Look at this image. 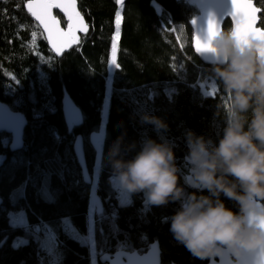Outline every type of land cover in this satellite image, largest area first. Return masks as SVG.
I'll return each instance as SVG.
<instances>
[{"label":"trees","instance_id":"1","mask_svg":"<svg viewBox=\"0 0 264 264\" xmlns=\"http://www.w3.org/2000/svg\"><path fill=\"white\" fill-rule=\"evenodd\" d=\"M27 1L0 0V102L27 119L20 151L11 152L10 137L0 133V264H91L90 247L98 261L101 254L118 249L144 253L155 241L161 264H207L208 260L194 258L169 231L168 218L179 209V201L149 205L144 193L138 192L130 193V202L122 205L110 183V161L132 160L144 141L152 140L171 145L178 186L185 193L208 194L185 183L186 134L191 131L215 144L226 120L228 94L215 80L213 66L203 65L192 50L189 22L198 14L195 6L190 0H122L120 5L117 0H76L89 32L57 59L26 13ZM253 1L262 9L260 27L264 0ZM118 9L121 23L113 65ZM56 16L64 26L63 18ZM175 29L182 31L181 44L172 33ZM229 29L225 22L223 30ZM213 83L215 94H202L200 85L211 92ZM63 90L83 119L71 133L61 111ZM145 115L157 117L166 129L143 123ZM92 133L104 136L98 152L88 141ZM77 135L83 138L90 186L82 180L73 151ZM92 192L102 201L101 215L91 203ZM221 200L233 212L239 211L236 202L223 196ZM18 211L25 213L29 228L46 226L55 234L52 254L44 248L45 239L36 241L29 231L11 226L9 214ZM66 218L82 235L81 241L65 232ZM91 231L93 243L88 240ZM20 238L27 243L13 246Z\"/></svg>","mask_w":264,"mask_h":264},{"label":"clouds","instance_id":"2","mask_svg":"<svg viewBox=\"0 0 264 264\" xmlns=\"http://www.w3.org/2000/svg\"><path fill=\"white\" fill-rule=\"evenodd\" d=\"M234 26L221 30L206 57L212 72L228 94L222 134L213 144L189 131L186 134L188 175L178 186L171 145L146 140L126 162L111 160L110 183L129 193L143 192L149 205L180 202L168 218L174 239L196 259L229 255L233 264H264V41H240ZM143 123L157 130L167 125L154 116ZM115 155V152L112 154ZM236 202L238 212L221 200Z\"/></svg>","mask_w":264,"mask_h":264},{"label":"water","instance_id":"3","mask_svg":"<svg viewBox=\"0 0 264 264\" xmlns=\"http://www.w3.org/2000/svg\"><path fill=\"white\" fill-rule=\"evenodd\" d=\"M181 1V0H175ZM64 2H68V0H64ZM254 2V1H253ZM24 5V9L26 13L30 16L32 21L39 27L41 30L44 39L47 43L49 51L57 58L60 59L62 56L72 49H74L80 42L82 37H85L89 32V26L86 23L84 17L78 10V4L76 1V11H78L83 18L84 24L87 26L86 31H80L77 33L78 41L72 43L71 46H66L61 50L59 54L52 49V46L49 44L47 39L45 38L46 34H44L43 29L38 25V23L34 20V18L30 15L26 8V4ZM190 3L195 6L198 11V14L189 22V27L192 32L191 39V47L194 52V55L199 59V61L206 66H213V62L208 59L205 55H199L195 51V39L196 35H203L207 21L209 19H214L221 23V30H223V25L225 22H229L231 28L234 26L231 17L228 16V13L231 11L230 0H190ZM255 5V4H254ZM53 14H59L63 20L65 25L62 26L60 21L61 28L66 29L67 21L66 17H64V13L60 9H53ZM259 14L258 13V22L257 27H259ZM58 18V17H57ZM59 19V18H58ZM60 20V19H59ZM195 21L193 24L192 22ZM61 111L63 115V119L65 125L68 129V132L71 133L74 128H79L82 123V114L78 107L74 104L70 96L67 94L65 90H63V96L61 100ZM27 125V119L24 115L19 112L12 111L6 104L0 102V133H4L10 137L9 142V150L11 152H17L23 149L24 147V130ZM104 140V136L101 133H92L90 134L88 141L92 148L98 152L99 145ZM73 151L77 160V163L81 170L82 180L85 184H92V177L87 169L84 150H83V138L81 135H77L74 143H73ZM91 203L94 207V210L97 215H101L103 213V204L99 196L96 192H92L90 195ZM2 204V200L0 199V206ZM99 264H161V250L157 241L151 243L148 250L144 253H139L137 251L128 252L125 250H117L113 253H103L100 255L98 259ZM174 264V263H173ZM207 264H233L232 258L229 255H224L221 257L212 258L210 261L208 260Z\"/></svg>","mask_w":264,"mask_h":264},{"label":"snow or ice","instance_id":"4","mask_svg":"<svg viewBox=\"0 0 264 264\" xmlns=\"http://www.w3.org/2000/svg\"><path fill=\"white\" fill-rule=\"evenodd\" d=\"M121 2V0H117ZM231 11L228 16L231 17L234 25L233 35L240 41H251L259 39L264 41V25L257 27L258 13L261 8L254 5L253 0H230ZM26 8L38 25L43 29L45 38L52 46V49L59 54L66 46H71L73 42L78 41L77 33L86 31L87 26L84 24L80 13L76 11V0H28ZM53 9H60L66 17V29L61 28L60 20L53 14ZM120 13L116 14V35L112 37V63L115 65L114 59L117 51V37L120 33ZM193 24L195 21L192 22ZM221 31V23L209 19L207 21L206 30L203 35H196L195 51L199 55H206V51L211 49V40ZM33 42L36 33H32ZM216 84H212V90L207 95L215 94ZM259 227L264 228V220L261 221Z\"/></svg>","mask_w":264,"mask_h":264},{"label":"rangeland","instance_id":"5","mask_svg":"<svg viewBox=\"0 0 264 264\" xmlns=\"http://www.w3.org/2000/svg\"><path fill=\"white\" fill-rule=\"evenodd\" d=\"M120 3L121 2H119L118 5H120ZM156 9L158 10V7H156ZM117 12L120 13V9H118ZM117 12H116V14H117ZM172 33L174 34V36L177 39L178 43L181 44V35L180 34L182 33V31H180V30L178 31L177 29H175L174 31L172 30ZM114 35H116V30H115V34ZM117 39H118V37H117ZM116 43H117V41H116ZM116 54H117V51L115 53L114 59L116 58ZM110 58H111V62H112V60H113L112 51H111ZM200 88H201L202 94H204L205 96H212V95H207L206 94V93H209L210 91L205 90L202 85H200ZM108 99H109V91L106 93V98H105V108L106 109H107V106H108ZM103 121H105V112L103 114ZM98 160H99V156H98ZM97 163H98V161H97ZM112 187L114 188V190L117 193V197H118V200H119L120 204L126 205V204H128L130 202L131 197H130V193L129 192L119 188L118 186L114 187L113 184H112ZM9 220H10L11 226H13V227H15V226L21 227L24 230L29 231V233L31 234V236L33 237L34 240L37 241V240L45 239L46 242H45L44 248L47 250V252L49 254H52L54 252V246L56 245V240H55V234L51 231L50 228H48L46 226L42 227L40 225L35 226L32 229L29 228L25 213L23 211L10 213L9 214ZM62 225H63V228H64L65 232H67L72 238H75V239L81 241V236L82 235H79L77 233V231L71 225L69 219H67V218L63 219ZM89 226H90V228L92 227V218H91V216H90V220H89ZM88 240H89L90 243H93L92 231L88 235ZM26 243H27V239L20 238V239L14 240L12 244H13V246L17 247V246H19L21 244H26ZM118 250H122V249H118ZM90 258H91V264H99L97 259L95 258V250L92 247H90Z\"/></svg>","mask_w":264,"mask_h":264}]
</instances>
